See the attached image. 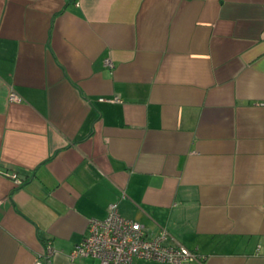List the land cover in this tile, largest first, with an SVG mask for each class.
<instances>
[{"label": "crops", "instance_id": "0c3cea01", "mask_svg": "<svg viewBox=\"0 0 264 264\" xmlns=\"http://www.w3.org/2000/svg\"><path fill=\"white\" fill-rule=\"evenodd\" d=\"M111 202L264 264V0H0V264H100L68 253Z\"/></svg>", "mask_w": 264, "mask_h": 264}, {"label": "built area", "instance_id": "2783aa9c", "mask_svg": "<svg viewBox=\"0 0 264 264\" xmlns=\"http://www.w3.org/2000/svg\"><path fill=\"white\" fill-rule=\"evenodd\" d=\"M106 64L111 66L109 60ZM10 101H19L20 96L13 90ZM102 99V98H101ZM117 100V99H116ZM21 179L14 178L15 183ZM168 237L166 229L161 228L155 235L150 236L142 223L123 217L116 202L107 205L106 216L102 219L91 218L87 223V235L68 253L70 260L83 257H95L100 264H131L133 259H149L165 264H190L201 259V256L180 244L165 245ZM53 249L46 244L40 258L34 264H50Z\"/></svg>", "mask_w": 264, "mask_h": 264}]
</instances>
